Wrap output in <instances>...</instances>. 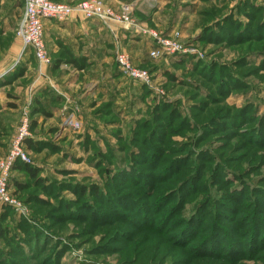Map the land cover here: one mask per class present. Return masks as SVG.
<instances>
[{
    "label": "rangeland",
    "instance_id": "obj_1",
    "mask_svg": "<svg viewBox=\"0 0 264 264\" xmlns=\"http://www.w3.org/2000/svg\"><path fill=\"white\" fill-rule=\"evenodd\" d=\"M103 1L118 12L117 1L135 3L133 25L113 24L105 61L76 66L58 51L51 72L64 93L17 110L2 98L0 159L27 105L36 175L10 170L19 205L0 201V264H264V0ZM21 4L0 0L10 96L31 80L15 33ZM118 25L180 51L118 38ZM118 50L151 87L119 70ZM102 68L113 71L104 91L92 76Z\"/></svg>",
    "mask_w": 264,
    "mask_h": 264
},
{
    "label": "built area",
    "instance_id": "obj_2",
    "mask_svg": "<svg viewBox=\"0 0 264 264\" xmlns=\"http://www.w3.org/2000/svg\"><path fill=\"white\" fill-rule=\"evenodd\" d=\"M23 11L19 23L16 25L15 33L21 40V51L25 53L29 50L33 53L38 65L49 64L51 62L45 41H44V19H54L64 21L73 13H76L87 19H94L99 22L107 31L114 33L113 24L131 23L130 10L135 3L130 1H117L116 9L103 0H76L74 2H63L58 0H21ZM137 32L149 36L156 41V47L153 51L158 54L167 51V53H176L180 51V45L165 39L157 34L156 31L141 27L135 28ZM115 60L119 70L137 83H142L151 87V80L145 70L136 68L131 62L128 54L123 51H116ZM27 106V105H26ZM24 107V115L20 120L15 135H13L9 151L5 157L0 159V201L7 204L19 205L13 197L7 192V186L10 178V170L17 160L28 162L26 155L25 139L29 137L30 117L29 110Z\"/></svg>",
    "mask_w": 264,
    "mask_h": 264
},
{
    "label": "crops",
    "instance_id": "obj_3",
    "mask_svg": "<svg viewBox=\"0 0 264 264\" xmlns=\"http://www.w3.org/2000/svg\"><path fill=\"white\" fill-rule=\"evenodd\" d=\"M69 2H74L76 0H66ZM22 3V1H21ZM22 6V4H21ZM23 8V6H22ZM44 27V38L45 44L48 50V53L52 55V60L61 59L62 55L64 58L70 56L71 58H84L86 62H90L93 60L95 65L98 67L100 62L105 61L104 57L107 56V51L110 52L112 48V41L114 39V35L107 31L105 27H103L99 22L94 19L84 18L76 13H73L68 19L64 21H57L54 19H44L43 20ZM127 26L118 25L117 33L118 38L121 36L126 37L127 41L135 42L138 40V37H143V41L146 42L147 46L150 44L148 42V37L141 35L138 36L133 30L127 29ZM112 34V35H111ZM17 44L21 43L19 37H17ZM141 41V39H139ZM111 42V43H110ZM133 44V43H132ZM139 44V41H138ZM111 46V48H110ZM149 47V46H148ZM60 54H55L56 52ZM148 51V49H147ZM144 51V52H147ZM32 53V52H31ZM113 55V54H112ZM142 61L143 59H139ZM28 59V56L25 54L23 58H21V62L25 65L26 72L30 75V83L18 84L17 93H14V96H10L8 94V90L5 89V86L10 83L9 71L8 69L12 66L13 61L8 62L6 65L0 67V104H6V102L2 103V98L15 100L13 103H8V105L13 110H17L22 108V105L25 103L30 104L31 108L36 104L37 108H40V105L46 104V100L44 98L50 94V92L62 91L63 83L59 81L58 77H55L51 72V63L38 65L35 57L32 53V61ZM57 64V63H56ZM94 63H92L93 65ZM104 73H103V72ZM111 75V72L108 70L101 69V73H94L92 75L93 78H100V86L104 91L105 84H107L104 74L108 73ZM115 71L118 72L117 69ZM108 74V75H109ZM113 77H116L113 75ZM118 78V77H117ZM11 78L12 84H17L14 79ZM113 83H116V79H112ZM59 82V85L57 84ZM62 84V85H61ZM20 85V86H19ZM61 85V86H60ZM47 86H50L49 90H46ZM64 87V86H63ZM51 90V91H50ZM49 101V99H47ZM24 104V105H25ZM7 105V107H8Z\"/></svg>",
    "mask_w": 264,
    "mask_h": 264
},
{
    "label": "trees",
    "instance_id": "obj_4",
    "mask_svg": "<svg viewBox=\"0 0 264 264\" xmlns=\"http://www.w3.org/2000/svg\"><path fill=\"white\" fill-rule=\"evenodd\" d=\"M70 63H73L74 65H78L77 62L74 60V59H69ZM35 123L34 120H31V127L33 126V124ZM25 145L28 147V148H34V145L35 143L33 142V140L31 139V137L29 138H26L25 139ZM13 170H16V169H21V170H26L27 173L31 176H35L36 175V172H35V169L32 167V165L28 164V163H25L21 160H17L14 165L12 166ZM17 184V183H16ZM19 184H17L18 186Z\"/></svg>",
    "mask_w": 264,
    "mask_h": 264
}]
</instances>
